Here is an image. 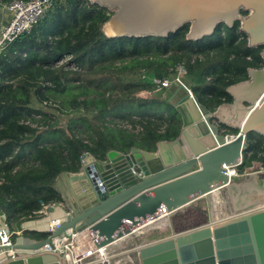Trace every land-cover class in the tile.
I'll return each mask as SVG.
<instances>
[{
    "label": "trees",
    "instance_id": "1",
    "mask_svg": "<svg viewBox=\"0 0 264 264\" xmlns=\"http://www.w3.org/2000/svg\"><path fill=\"white\" fill-rule=\"evenodd\" d=\"M111 14L91 0H54L0 53V211L11 229L61 202L56 178L80 171L86 156L154 151L159 141L178 137L181 118L164 96L167 87L153 78L182 75L215 111L234 101L229 86L264 66V47L249 46L239 20L199 39L187 37L189 23L167 36H109L103 27ZM142 91L147 95L138 96ZM247 143L240 173L264 167V135L251 132Z\"/></svg>",
    "mask_w": 264,
    "mask_h": 264
},
{
    "label": "water",
    "instance_id": "2",
    "mask_svg": "<svg viewBox=\"0 0 264 264\" xmlns=\"http://www.w3.org/2000/svg\"><path fill=\"white\" fill-rule=\"evenodd\" d=\"M91 1L112 12L103 27L109 36H167L189 23L187 37L199 39L239 20L249 46L264 47V0ZM261 55L264 60V49ZM228 91L234 101L216 111L188 93L175 104L182 121L178 137L159 141L154 151L133 147L112 150L105 160L86 156L70 176L74 201L54 234L87 230L97 247L106 248L196 200L206 197L212 207V194L227 188L238 195L239 212L135 247L141 264H264V181L255 178L258 191L223 167L237 170L248 134L264 135V66L249 68V78ZM221 124L239 132L227 138ZM50 238L15 244L23 251L0 264H65L62 256L40 250Z\"/></svg>",
    "mask_w": 264,
    "mask_h": 264
},
{
    "label": "built area",
    "instance_id": "3",
    "mask_svg": "<svg viewBox=\"0 0 264 264\" xmlns=\"http://www.w3.org/2000/svg\"><path fill=\"white\" fill-rule=\"evenodd\" d=\"M53 2L54 0H9L5 4V9L9 12V18L0 32V53L18 35L29 32L34 24L48 12ZM182 71L184 70H181V72ZM153 81L162 87H168L173 82L180 81V84L187 89L188 93L193 95L189 86L180 78V74L173 77V79L153 78ZM137 95L146 96L147 93L142 91L137 93ZM231 137V135H227V138ZM223 167L227 168L231 175L238 174V169H232L226 165H223ZM132 169L136 172L135 168ZM60 224V219L53 220L50 223L48 232L51 238L49 242L43 245L40 249L41 251L52 252L62 256L65 264H110L109 257L106 258L109 246L106 248L97 247L95 240L89 236L87 230L76 231L68 229L60 235H55L54 232ZM151 224L145 225L141 229L148 228L152 226ZM13 244L10 226L5 222V224L0 227V248L2 252L7 256L15 257L17 253L13 248Z\"/></svg>",
    "mask_w": 264,
    "mask_h": 264
},
{
    "label": "crops",
    "instance_id": "4",
    "mask_svg": "<svg viewBox=\"0 0 264 264\" xmlns=\"http://www.w3.org/2000/svg\"><path fill=\"white\" fill-rule=\"evenodd\" d=\"M9 0H0V32L2 27L4 26V24H6L8 18H9V12L5 9V4L8 2ZM169 92V94H168ZM188 95V91L187 89L180 85L177 82H173L170 86H168L165 90H164V96L168 97L169 100L173 103V104H177L180 101H183ZM245 105H248V102L244 103ZM222 105V104H221ZM218 109V108H217ZM216 109V110H217ZM215 110V111H216ZM216 120L219 122L220 120V116L217 115ZM231 135V134H229ZM93 157H90V159H92ZM73 173H77V172H62L61 174L58 175V177L55 180V187L56 189L61 193L63 200L61 202L58 203H51L48 204L47 206L44 207L43 210H41L34 218H28L25 221H23L22 226H17L16 229H11L10 231L12 232V239H13V248L15 244H25V243H31V242H35V241H39L41 239H35L34 237L25 234L26 231L28 230H41V231H48V228L50 226V223L53 220H57L60 219L61 222L63 221V219H65V217L67 216L68 213V206L67 205H71L72 202L74 200H71V198L74 195V190H73V182L71 181L70 176ZM262 174H264V168L263 169H257L251 173L246 172V173H240V175H238V177H243L241 178V181H245L244 185L246 186H251V188L256 189L258 191L263 190L261 187H259L256 184V180L255 178L258 177L259 179L262 177ZM261 176V177H260ZM236 177V178H238ZM230 192V191H229ZM195 203V202H194ZM193 203V204H194ZM190 205L191 207L193 206ZM216 206V201L213 200V205L212 207L209 206V204H207V208H200V212L204 213V217L203 219H201L199 222L194 223L191 226L188 227H175L171 225L173 218H175V216L179 213H182L185 211V209H181L177 212H174L172 214V217L167 219L165 221V223L163 222V226L161 228H159L156 231H151L148 233L143 234V238L138 239L139 241L136 243V247L142 244H145L147 242H152L161 238H165L173 233L176 232H180V231H184L193 227H196L198 225H201L203 223H208L211 221H219L222 219H226L231 217L230 215L228 216V214L226 213H222L220 211L216 212V217H213V213L212 210L215 212L217 211L215 209ZM240 210H236L235 212H239ZM5 214L3 212L0 211V227L3 226L5 224ZM169 223V225L166 226V223ZM177 224L178 225H183L184 223L181 220L177 219ZM165 226V228H163ZM130 236V235H129ZM128 237V236H127ZM126 238V237H125ZM123 239H120L119 241L111 244L117 246H120ZM135 248V247H134ZM16 253H19V251H23V250H18L15 249ZM7 255L5 253L2 252V250H0V259L6 257Z\"/></svg>",
    "mask_w": 264,
    "mask_h": 264
},
{
    "label": "rangeland",
    "instance_id": "5",
    "mask_svg": "<svg viewBox=\"0 0 264 264\" xmlns=\"http://www.w3.org/2000/svg\"><path fill=\"white\" fill-rule=\"evenodd\" d=\"M180 78L183 80L182 75H180ZM177 83L180 84V81H177ZM252 169L251 171H244L243 173H246V172L251 173L257 169H262V166L260 164H256L255 167H252ZM238 175H240L239 171H238V174L234 176V179L236 182H239L241 178H243V177L241 178L238 177ZM260 180L264 181V174H262V177L260 178ZM214 193H215V196L214 194H212V197L214 201H216L217 203V205L215 206V209L217 210V212L220 211L225 214L227 213L228 216L229 215L232 216L236 214L235 209L239 202L238 195L236 194L235 196L231 195L227 188L220 190V192H214ZM207 204H208V200L206 197L201 199L200 201L196 200L192 207L188 206L184 208L185 209L184 212L177 214L175 218H173L171 225L172 226L175 225V227L183 228V227L191 226L196 222H199L205 216L204 213L200 212L199 209L201 207L207 208ZM212 213H213V217H216V215L214 214L216 213V211L214 212L212 210ZM177 219L181 220L184 224L178 225ZM166 220H167L166 218H163V222H165ZM167 225H169L168 222L166 223V226ZM162 226H163V223L157 226L154 225V226H149L148 228L141 229L135 234H131L130 236L124 238V240L121 242L123 244H120V246H117V247L115 245L109 246V248L107 249L106 255L109 257L110 264H141L138 251L134 249V247H136L135 246L136 243L139 241L138 239L143 238L144 236L143 234L151 232V231H156ZM163 228H165V226ZM98 264H101V263H98Z\"/></svg>",
    "mask_w": 264,
    "mask_h": 264
},
{
    "label": "bare ground",
    "instance_id": "6",
    "mask_svg": "<svg viewBox=\"0 0 264 264\" xmlns=\"http://www.w3.org/2000/svg\"><path fill=\"white\" fill-rule=\"evenodd\" d=\"M218 194V193H217ZM216 199V198H215ZM214 200V199H213ZM217 200V199H216ZM216 205H217V203H216ZM217 212V211H216ZM216 214V213H215ZM167 219V218H166ZM163 223V218L161 219V220H159V221H157V222H155V223H153V224H151V225H160V224H162ZM165 223V222H164ZM108 256L106 255V258H107Z\"/></svg>",
    "mask_w": 264,
    "mask_h": 264
}]
</instances>
